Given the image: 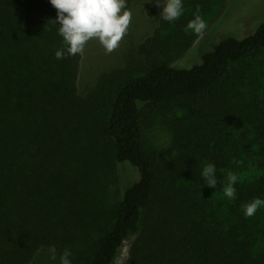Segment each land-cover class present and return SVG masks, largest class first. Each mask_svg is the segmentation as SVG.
<instances>
[{"label":"trees","instance_id":"16d2710c","mask_svg":"<svg viewBox=\"0 0 264 264\" xmlns=\"http://www.w3.org/2000/svg\"><path fill=\"white\" fill-rule=\"evenodd\" d=\"M225 2L159 17L134 59L80 94V54H67L50 1L0 0V264L51 246L71 264H116L125 242L123 264H264V206L244 215L264 199V20L190 67L173 63L200 35L185 30L197 10L205 32Z\"/></svg>","mask_w":264,"mask_h":264},{"label":"rangeland","instance_id":"374dc122","mask_svg":"<svg viewBox=\"0 0 264 264\" xmlns=\"http://www.w3.org/2000/svg\"><path fill=\"white\" fill-rule=\"evenodd\" d=\"M159 2L164 4L166 0H159ZM185 2L186 0H182L183 4ZM126 10H131L133 13L132 24L117 50L111 54H105V50L99 42L91 40L86 45L83 54H80L76 82L80 94H85L89 88L93 87L101 73L118 66H124L137 56L139 44L152 34L163 8L162 5H157L155 0H127ZM262 20H264V0H226L217 19L212 23L213 25L211 24L205 32L200 34L187 51L176 57L173 63L190 67L200 61L201 55L210 50L212 44L223 37L232 35L228 32L234 33L233 36L240 37L245 33L252 32ZM174 113L177 114L178 111ZM171 114L170 109L165 111L168 124L172 120ZM166 124L163 125V122L157 121L152 135L158 147L169 150L170 135ZM125 173L128 176L130 174V179L134 175L133 170L122 168L121 171H118L121 176ZM120 184L123 185L122 182ZM128 245V242L123 244L116 264L124 263ZM49 248H40L25 264H60L61 252L56 249V259L52 260Z\"/></svg>","mask_w":264,"mask_h":264},{"label":"clouds","instance_id":"9594fccd","mask_svg":"<svg viewBox=\"0 0 264 264\" xmlns=\"http://www.w3.org/2000/svg\"><path fill=\"white\" fill-rule=\"evenodd\" d=\"M51 5L56 9V20L59 22L58 33L63 37L67 45L66 52L70 56L83 54L86 45L91 40H97L104 48L105 54H111L120 47L123 38L128 34L132 24L133 13L127 9V0H50ZM157 5H162L160 13L163 20L173 22L183 14L182 0H166L161 4L155 0ZM190 20L185 30H191L196 34H202L207 28L206 21L198 14ZM57 59H63L64 50H57ZM137 108L143 106L137 100ZM206 185L215 188L217 185L216 168L214 164H207L202 171ZM227 186L223 188L224 195L229 199L236 198V184L238 177L229 172ZM264 206V199L254 198L244 206V215L252 217L258 208ZM52 260L56 259V248H49ZM72 255L69 249H65L60 256V264H71L69 257Z\"/></svg>","mask_w":264,"mask_h":264}]
</instances>
